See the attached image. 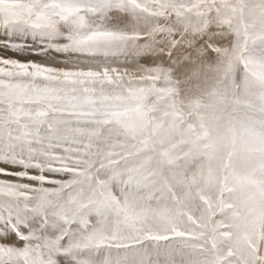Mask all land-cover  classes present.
<instances>
[{
  "label": "snow or ice",
  "instance_id": "6c2138e0",
  "mask_svg": "<svg viewBox=\"0 0 264 264\" xmlns=\"http://www.w3.org/2000/svg\"><path fill=\"white\" fill-rule=\"evenodd\" d=\"M0 264H264V0H0Z\"/></svg>",
  "mask_w": 264,
  "mask_h": 264
}]
</instances>
